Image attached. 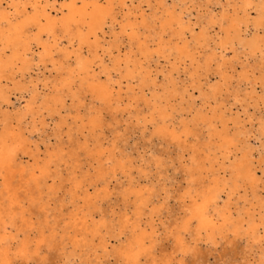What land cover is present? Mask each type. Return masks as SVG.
Wrapping results in <instances>:
<instances>
[{
  "label": "bare ground",
  "instance_id": "6f19581e",
  "mask_svg": "<svg viewBox=\"0 0 264 264\" xmlns=\"http://www.w3.org/2000/svg\"><path fill=\"white\" fill-rule=\"evenodd\" d=\"M10 1L0 0V23L6 22L5 28L0 29V264H12L15 257L28 261L36 255L39 256L37 258L42 255L45 264L42 250L54 244L56 238H60L62 244L63 264H81L82 261L93 264L92 259L83 257L86 250H91L95 258L99 257L96 254L98 248L104 255H109V237L101 232L102 227L108 225L100 204L91 202L88 188H84V184L82 186L76 175L72 178L74 194L78 192L82 196L83 204L72 203L74 209L69 213L68 223L62 225L60 235L55 233L56 225H46L49 223L47 220L45 224L36 226L31 221L29 208L26 209L22 202L20 194L24 185L14 181L27 175L25 184L32 183L39 193L37 199L28 198L29 203L36 204L45 213L50 204V189L56 186L54 177L59 173L58 168L53 176L49 171L50 164L59 165L56 161L62 156L59 155L63 150L61 143L56 142L51 146L53 149L46 145L45 155L39 159L41 148L34 133L39 130L37 120L42 125L46 124L41 117L43 110L49 111L54 119L52 130L55 137L63 132L69 138L74 137L78 147L82 146L84 153L98 162L96 181L89 183L95 189L101 188L97 197L102 193L109 195L111 179L118 171L128 178V186L122 195L128 198V193L134 194L135 208L131 217L125 212L123 219L119 218L120 230L114 236L120 238L124 234L122 229L129 227L131 236L127 240L131 241L128 245L117 247V253L124 264H142V257L150 253L149 245L155 241L153 222L158 211L150 208V218L144 224L141 214L144 207H155L151 197L154 193L139 181H134L130 171L125 170L128 165L132 167L126 153L123 158H117L113 150L108 149L106 162L109 166L101 163L104 151L99 132L102 115L93 103L98 101L116 110L124 104V97L127 104L141 98L147 108V116L143 117L144 129H148L150 124L153 126L152 135L172 139L180 146V133L186 141L191 130L186 118H180L176 124L174 113L180 104H173V100L179 99L180 103L187 97L186 103L194 111L191 120L201 121L208 136L218 134L219 143L213 151L218 150L223 159H229L238 138L246 135L247 139L251 132L257 140L264 136V115L257 116L255 130H246L244 119L221 110L217 98L222 85L230 82L229 63L237 62L241 64L239 82L247 83V87L243 89V99L239 100V86H234L235 102H244L240 106L250 122L254 119L249 113V106L255 109L259 102L264 105V0H69L64 4L66 11L60 17L53 13L57 10V0ZM116 4L122 12L118 32H115L118 21L114 9ZM11 8L15 11L13 17ZM106 24L109 25V32L104 31ZM33 27L36 29L34 32L31 31ZM58 27L64 33L62 36H58ZM100 33L109 34V38ZM43 34L47 35L46 39L42 38ZM124 34L127 36L126 45L122 43ZM65 36L69 40L76 38L78 47L68 49L62 46L61 39ZM83 44L88 47L87 55L81 52ZM133 44H137L140 56L134 52ZM34 45L40 46L39 51L36 52ZM227 49L232 51L231 56H227ZM54 50L65 59L66 76L59 82L55 81L47 92V83H42V88L38 87L30 71L38 65L36 61L44 62L46 59L56 70L60 69L61 65H56L57 59L51 53ZM114 50L116 55H113L116 53ZM106 55L109 61L105 60ZM155 55L158 59L164 57L170 66L167 71L159 70L161 82H157L159 72L153 74L151 69L150 61ZM240 59L245 62H239ZM250 59H254L252 64ZM212 63H215L216 79L215 75L210 76ZM182 65L188 84L179 86L174 72H179ZM255 69L259 70L257 77ZM27 74H30L29 77ZM202 74L204 80L200 78ZM256 84H259L258 89ZM189 86L197 92H189ZM85 88L93 101L89 107L82 106L81 110L76 107L84 102L81 92ZM15 92L24 99L22 105L12 104L11 95ZM194 95L202 101L212 99L211 112L203 111L201 106L196 108ZM67 97L78 103L71 122H68L67 115L71 114L74 106L66 104ZM216 121L221 122V129H218ZM229 121L233 124L232 132L227 127ZM89 138L91 147L88 146ZM204 144L207 150L205 158L213 165V159L209 158L213 145L210 139ZM93 149L96 153L91 152ZM237 151L240 155L235 153L227 166H222V175L218 170L210 169L212 175L207 183L188 190L187 196L191 199L188 212L173 232L182 253L181 260L191 250L184 233H193L192 239L196 244L200 240L217 244V236L224 238L231 233L236 238L246 239L250 250L257 249V257L251 264H264V195L259 193L262 178L256 173L253 150L247 140L244 139ZM258 152V163L264 162V155ZM153 158L156 156L150 154L149 159ZM189 160L191 167L185 169L186 175H201L199 169L204 163L198 161L194 150ZM222 164L223 161L220 162ZM138 168L142 171L140 166ZM260 169L264 172V168ZM71 170L74 173V169ZM49 179L52 181H47ZM248 188L251 193L247 192ZM28 196L31 197V194ZM235 196L236 199H233ZM13 229L17 231L13 233ZM19 233H22L20 239ZM106 234L112 236L111 230L107 229ZM95 237L100 238L97 246L91 243ZM163 264L170 262L164 260Z\"/></svg>",
  "mask_w": 264,
  "mask_h": 264
},
{
  "label": "rangeland",
  "instance_id": "374dc122",
  "mask_svg": "<svg viewBox=\"0 0 264 264\" xmlns=\"http://www.w3.org/2000/svg\"><path fill=\"white\" fill-rule=\"evenodd\" d=\"M68 1L69 0H57L55 2V9L57 10L53 13H57V16L60 17L62 13L66 11V7L64 4H66ZM11 2L12 1H10L9 3ZM4 4L6 5L7 3L4 2ZM114 9L117 13L118 19V21L116 22L117 24L115 25V32H118V22L122 19V12H120L118 4L114 6ZM216 11H218V8H216ZM14 12V9L11 8V17L14 16ZM147 12L150 11L147 10ZM5 25L6 22L1 21L0 29L5 28ZM109 29V25L106 24L104 27V31L109 32ZM31 31L34 32L36 31V29L33 27L31 28ZM56 31L58 33V36H62V34H64L61 32L59 27ZM100 34L101 36L103 35L102 33ZM103 36L109 38V34ZM42 38L46 39L47 35L43 34ZM49 41L52 42L51 37L49 38ZM122 43L125 45L127 44V36L125 34L122 35ZM61 45L67 46L68 49H74L78 47V41L76 38H72L71 40H69V37L65 36L61 39ZM151 46L152 47L150 48L152 49V43ZM132 48L136 55L140 56V50L137 49V44H133ZM34 49L37 52L39 51L40 46H36L34 47ZM87 49V45L83 44L81 52L87 55ZM114 52L116 53H113V55H116L117 51L114 50ZM51 53L54 59H57L56 65H61L60 69L56 70L51 61L46 59L44 62L36 61L35 63H37L38 65H35L33 67V70L30 71L34 82H38V87L42 88V83H47L48 89H45L47 92L52 88L55 81L59 82L66 76L64 57H62L56 50L52 51ZM226 53L227 56L232 55V51L229 49L226 50ZM104 57L105 60H108L109 58L108 55ZM171 60H174V56H171ZM239 62L243 63L245 61L243 59H240ZM253 62L254 59H250V63L252 64ZM150 63L153 74L159 72L160 69L167 71V69L170 67L167 61H165L164 57L158 59L157 55L153 57V60L150 61ZM231 63L232 62L229 63L230 65L227 69L230 76V82L226 81L222 85V89H220V91L217 93V98L220 101L218 107L221 110H224L228 115H239L241 119H244L243 124L246 130H255L257 116L259 114L264 115V105L259 102L255 109L251 105L249 106V113L253 115L254 119L253 122H250L246 114L242 112L243 109L240 106V104L244 102H235L233 97L235 89L234 86H239V100L243 99V89L247 87V83L242 82L240 84L239 82L238 75L239 70L241 69V64L237 62L234 64ZM232 65H234V67ZM210 68V76L212 77L215 75V63H212V67ZM178 71L179 72L176 73L174 72V76L180 86L187 83L188 79L184 74L183 65L180 66ZM258 74L259 70L255 69V77H257ZM29 75L30 74H27L28 77ZM157 75V82H161L162 74L159 72V74L157 73ZM204 77V74L200 76V78H203V80ZM214 77L216 79V75ZM135 83L136 82H134V84ZM74 85L77 84L75 83ZM256 86V88L258 89L259 84H256ZM188 89L189 92H197V90L192 86H189ZM44 92L45 91H42V93ZM81 93L84 96V102H82L80 105L78 103L72 102L70 97L66 98V104L74 106V108H72L71 110V114L67 115L68 122H71L74 119L72 114H75L76 108H80L82 110V106L89 107L91 105V101H93L90 93L86 88L82 90ZM186 98L187 97H185V99L180 103H178L179 99L173 100V104L177 106L180 104L179 107L182 108L179 109L178 107V110H176L174 113L176 117V124L179 123L180 118H186L188 126H190L191 130V134H189L186 141L185 137L180 133L181 147L172 139H163L162 137L152 135L151 131L153 129V126L150 124L148 129H144L143 117L147 116V108L145 106V102L141 98L135 99V102L133 104H127L128 102H126V99L124 97V104H122L116 110L113 106L104 105L98 101H94L93 104H95L96 109H98L101 113L100 115H102V128L99 130V132H101L100 139L104 144V151L102 152L103 155L100 159L101 163H104V166H109L108 162H106V154L108 153V149H112L113 154L117 158H123L124 154L126 153L129 157V159L127 160L132 161V167L128 165L126 166L125 170L130 171V175L131 177H133L134 181H139V184L144 186V188H148L151 193H154L151 197L154 201L155 207H152L153 205H149L148 207L146 206L143 208L141 214V222H143L144 224L146 220L150 218L148 216L150 208H155L158 211L157 214H154V218H156V220H154L153 222L154 228L152 235L155 241L151 245H149L150 253L142 257V264H163L164 260H169L170 264H251V262L256 259L255 257H257V249L255 248L254 251L250 250V247L247 246L246 239L236 238L231 233H228L224 238H220L219 236H217V244L206 242L205 240H200L196 244L193 241L194 239H192L194 238L193 233H184V239L189 244L191 250L189 254H186L183 260H181L182 253L179 250L178 241L175 239L173 232L175 231V229H177L176 226L188 212L187 207L190 206L191 202L190 197L187 196L188 190L192 188H200L203 183H207L208 178L212 175L210 173L211 171H209L210 169L218 170V172L222 175V166H227L231 159H233L234 154L239 153L237 149L241 147L244 139L248 141V144L253 150V164L256 167V173L258 177L261 176L262 178V184L260 185L259 193L260 195H264V172H262V170L260 169V167L264 168V162L258 163V159L260 156L258 151L262 152V154L264 155V151H262L263 148L261 146V143H264V136L257 140L255 136L251 135V132L247 139L246 135H244V138H238V141L235 143L236 146L232 147L233 151L229 153V159H223L218 150H216V152L213 151L215 150L214 147L216 148L219 143L218 134L214 133L213 135L208 136L207 129L201 121L191 120L194 111H192L191 108H189V106L187 105ZM194 99L196 108L201 106L203 111L211 112L210 107L213 106L212 99L202 101L195 95ZM11 102L15 106L22 105L24 103V99L20 97V93L15 92L11 95ZM75 105H77L76 108ZM42 112L43 114L41 117L46 122V124L42 125L39 120H37L36 123L39 130L35 131L34 133V138L36 142L39 143L41 148L39 159H42L44 157V149L46 148V145H49V147H53L56 142H59L61 143L63 150L59 152V155H62L60 156L61 158L57 159L56 161L59 165L56 166L55 164H50L49 172L52 174V176L54 170L57 171V168L59 170V173L58 176L54 177L57 187L54 186L50 189V204L47 206L48 209L45 210V213H42L36 204L31 205L29 203L30 199L28 198L34 197L37 199L39 197V193L38 189L32 183L25 184V180H28V176L26 175V177L22 178L21 180L19 178H16V181H14L19 185H24L22 187L20 196L23 198L22 202L26 205V209L29 208L27 210L31 215V221H33L36 226H41L45 224V221L47 220L49 223H46V225H56V235L58 236L61 234L62 225H66L68 223L69 213L74 209V205H72V203L81 206L83 204L82 196L79 195L78 192L74 194L75 184L72 178L74 177V175H76V179L82 182V186L84 184V188H88V191L92 197L91 202L97 201L100 204V210L104 215L105 224L108 225V227L103 226L101 232L102 235H107V237H109V255H104V253H102V251L97 247L98 249L96 254L99 255L98 258H95V255L91 250H86L84 254L85 256L83 257L92 259L93 264H124L123 260L120 258V255L117 253V247H120V245H128L130 243L131 240H127L128 237L131 236L130 228L128 227L126 229H122L124 230V234H122L120 238L114 235L117 234L120 230L118 222L121 219L119 218H122L124 215L123 213L125 212H127L128 216L131 217L135 208L134 194L128 193V198H126L125 195H122V191L124 192V190L128 186V178H126L121 171H118L116 173V176L111 179L109 195H105L104 193H102L101 196L97 197L98 192L101 188L99 187L95 189L93 185H90L89 183L96 181L95 174L97 173L96 166H98V162H96L95 160H91L90 156L84 153V151L82 150V146L78 147L79 145L76 143L74 137L69 138L64 132L59 137H55L52 130L54 119L50 116L49 111L43 110ZM64 112L65 111H63V113ZM216 125L218 129L222 128L221 122L216 121ZM227 127L231 132L233 131V124L231 121L228 122ZM209 139L213 145L209 156V158L213 159V165L209 163V161L206 159L207 157L205 158L207 150L204 146V142H207ZM88 146H92L90 138L88 141ZM193 150L198 161H202L204 165H202V167L199 169L201 175L198 174L195 177H190L186 175L185 169L191 167L189 155ZM91 152L96 153V150L93 149ZM150 154H154L156 158H153V160L149 159ZM93 155L97 156L96 154ZM238 155H240V153ZM53 158L56 159L57 157L53 156ZM31 161L32 160L29 159V164L32 163ZM222 161L223 164L220 165V162ZM138 166L141 167L142 171H139ZM71 169H74V173H72ZM47 181L51 182L52 180L49 179ZM247 192L251 193V190L248 188ZM28 194H31V197H29ZM233 199H236V196ZM100 217L101 216H98L99 219H101ZM132 221L133 220H131V222ZM192 226H194V224H192ZM107 229L111 230L112 236L106 234ZM148 230L151 231V229ZM16 231V229H13V233H15ZM49 233L52 232L49 230ZM20 238H22V233H19V239ZM99 239V237H95L91 243L97 246V242H99ZM59 240L60 238H56L54 244H52L48 248H43L42 254L43 256L45 255L46 258L45 264H63L61 253L62 249L60 248L62 244H60ZM195 245L196 247L195 249H193L192 247ZM67 246H69L70 248V245ZM41 256L40 258H37L39 256L36 255L35 258L28 261L21 257H15L12 260V264H44ZM77 262H80V260H77ZM81 264H85V262L82 261Z\"/></svg>",
  "mask_w": 264,
  "mask_h": 264
}]
</instances>
